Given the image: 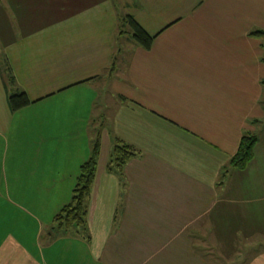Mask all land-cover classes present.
Here are the masks:
<instances>
[{
	"label": "crops",
	"instance_id": "1",
	"mask_svg": "<svg viewBox=\"0 0 264 264\" xmlns=\"http://www.w3.org/2000/svg\"><path fill=\"white\" fill-rule=\"evenodd\" d=\"M10 19L0 56L31 105L12 113L0 76V264H264V141L229 168L264 121V0H0V35ZM116 139L140 154L122 178ZM97 141L89 239L56 231Z\"/></svg>",
	"mask_w": 264,
	"mask_h": 264
},
{
	"label": "trees",
	"instance_id": "2",
	"mask_svg": "<svg viewBox=\"0 0 264 264\" xmlns=\"http://www.w3.org/2000/svg\"><path fill=\"white\" fill-rule=\"evenodd\" d=\"M125 31L123 34H129L132 40L143 50L149 51L155 37H150L132 18L127 16L121 19V27ZM251 38L261 42L264 50V31H254L249 35ZM264 63V57L262 59ZM111 73L113 70L111 69ZM0 76L3 80V86L7 95V104L12 113L19 112L31 105L27 95L17 87L11 67L4 56H0ZM263 90L262 107L264 109V81L261 82ZM258 139L256 136H244L240 142L236 155L231 159L229 168L236 171H244L254 158V151ZM99 142H95L89 159L80 167L79 175L72 190L71 202L63 207L53 218L54 230L65 232L71 229L82 230L87 234V205L91 194V188L95 179L99 157ZM140 156L134 148L125 145L119 140H115L111 151L107 172L123 177V172L127 164Z\"/></svg>",
	"mask_w": 264,
	"mask_h": 264
},
{
	"label": "rangeland",
	"instance_id": "3",
	"mask_svg": "<svg viewBox=\"0 0 264 264\" xmlns=\"http://www.w3.org/2000/svg\"><path fill=\"white\" fill-rule=\"evenodd\" d=\"M116 6H117V11L119 12V15H120V17H121V19H124V18H126V16L128 15V13H127V11L123 8L124 6H122L121 4H120V1L119 2H117L116 3ZM8 24H10L9 26H10V29H11V34L10 35H8V36H4V35H0V53H1V50H2V46H3V43L5 42V41H7L8 39H11L12 37H16V36H18L20 33H21V31L19 30V26H18V22L17 21H15V20H13V19H10L9 21H8ZM253 31H256V30H253ZM127 37H129L131 40H132V38H131V36L129 35V36H127ZM260 127H261V131H259L258 133H257V138L259 139V141H264V121H262L261 122V124H260ZM90 135V134H89ZM84 136H85V138H84V140H83V144H84V153H85V155H87V153L89 152V141L87 140V138H88V134L87 133H85L84 134ZM93 143V142H92ZM92 143H91V145H92ZM12 152H13V150H9V152H8V158L9 159H11V157H12ZM88 160V159H87ZM86 160V161H87ZM85 161V162H86ZM78 175H79V173H78ZM69 183V185H72V183L71 182H68ZM74 188V187H73ZM72 197V196H71ZM253 248H254V250H260V251H262V250H264V243H261V244H259V245H255V246H253Z\"/></svg>",
	"mask_w": 264,
	"mask_h": 264
}]
</instances>
